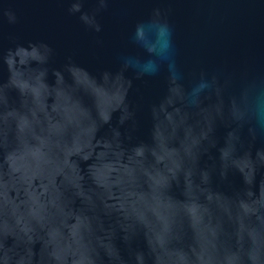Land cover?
Instances as JSON below:
<instances>
[{
  "label": "water",
  "instance_id": "95a60500",
  "mask_svg": "<svg viewBox=\"0 0 264 264\" xmlns=\"http://www.w3.org/2000/svg\"><path fill=\"white\" fill-rule=\"evenodd\" d=\"M0 264H264V0H0Z\"/></svg>",
  "mask_w": 264,
  "mask_h": 264
}]
</instances>
